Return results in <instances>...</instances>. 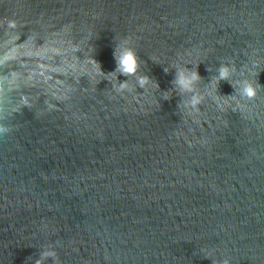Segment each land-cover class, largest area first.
Listing matches in <instances>:
<instances>
[{"label":"water","instance_id":"obj_1","mask_svg":"<svg viewBox=\"0 0 264 264\" xmlns=\"http://www.w3.org/2000/svg\"><path fill=\"white\" fill-rule=\"evenodd\" d=\"M0 128V264H264V0H0Z\"/></svg>","mask_w":264,"mask_h":264},{"label":"clouds","instance_id":"obj_2","mask_svg":"<svg viewBox=\"0 0 264 264\" xmlns=\"http://www.w3.org/2000/svg\"><path fill=\"white\" fill-rule=\"evenodd\" d=\"M9 27H14V24L10 23ZM18 39L19 37L16 38V41ZM29 39L30 37L27 36L24 42L17 44V46L25 44ZM112 55L115 62V68L112 72L107 74L102 73L98 63L92 60V63L98 66L97 74L105 76L106 80L107 77L110 76L112 78L111 79L112 88L118 93H123L125 91L132 92L134 91V87L133 86L131 88L129 87L128 79L121 82H117V75L124 76L127 78L134 77L135 87L144 89V87L149 83V78L145 75L139 74L137 56L133 48L129 45V40L122 39L119 41V43L115 44ZM174 69H175V73L172 83L175 89L182 96L186 97V99L184 100V107L195 109L196 106L199 104L200 99L202 98L195 88V85L197 84L198 81L201 80V78L198 76L197 72L193 69L189 70L187 67L180 65L174 66ZM168 70H169L168 67L164 68L165 72H167ZM230 77H231V72L228 66L224 64L219 65L218 68L216 69L215 76H213L207 84L208 89L216 92L217 84L219 81L222 80H227L233 87V84L230 82ZM234 92L239 97H245L251 99L255 95V88L251 83H249L246 80L239 81L237 82L236 88H234ZM164 98L167 99V95H165ZM4 131L5 129L0 128V134H3ZM49 257L52 258L53 264H58L56 252L51 247L45 248V250L42 251L40 259L36 260L35 264H43V261ZM224 264H227V261H225Z\"/></svg>","mask_w":264,"mask_h":264}]
</instances>
